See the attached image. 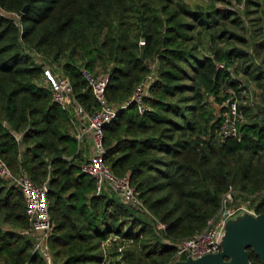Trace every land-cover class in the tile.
Returning a JSON list of instances; mask_svg holds the SVG:
<instances>
[{
  "label": "trees",
  "instance_id": "obj_1",
  "mask_svg": "<svg viewBox=\"0 0 264 264\" xmlns=\"http://www.w3.org/2000/svg\"><path fill=\"white\" fill-rule=\"evenodd\" d=\"M205 2L0 0V160L48 184L55 264H102L109 235L124 248L119 259L109 249L107 264H169L175 244L201 232L229 190L264 213V0ZM30 51L68 78L86 110L96 101L83 72L107 76L104 94L116 112L103 130L104 162L141 206L94 193L70 115L52 100ZM154 60L145 109L122 107ZM229 98L244 119L237 137L218 141ZM27 228L20 190L0 177L1 263L46 264ZM248 260L262 264L250 248Z\"/></svg>",
  "mask_w": 264,
  "mask_h": 264
},
{
  "label": "built area",
  "instance_id": "obj_2",
  "mask_svg": "<svg viewBox=\"0 0 264 264\" xmlns=\"http://www.w3.org/2000/svg\"><path fill=\"white\" fill-rule=\"evenodd\" d=\"M8 15L19 26L18 16L15 13H9ZM139 44H143V40H140ZM30 54L34 62L42 67L43 76L51 91L52 100L70 115L71 127L69 131L75 138L77 151L82 157L80 167L82 172L93 178L95 183L94 193L112 194L125 204L133 207L141 206L136 193L130 187L126 178L115 177L110 167L104 162L103 130L116 112V106L108 102L104 94L107 76L100 75L93 78L83 72L96 101L95 108L86 110L75 100L68 78L37 52L30 51ZM217 67L222 68L223 65L218 64ZM233 68L231 66L228 69L232 71ZM157 76L158 65L154 60L149 63L148 74L135 86L128 100L124 101L121 106L124 107L129 103H134L137 110L142 112L145 109L143 98L147 95L149 85ZM245 95L248 103L255 98L251 90H247ZM238 103L237 99L230 100L229 98L225 101V109L221 113V121L215 131L218 141H223L227 137L238 136L237 126L244 119L243 114L238 109ZM0 177L5 179L9 185L17 187L22 194L28 223L25 233L33 240V250L42 256L46 264H55L48 246L52 222L48 209L45 183L37 185L24 172L16 174L10 172L1 160ZM231 200V190H229L222 199L221 209L217 216L209 219L206 227L201 232L175 244L176 252L174 257L181 255L184 258L190 257L194 259L220 251L224 226L233 213V210H224L223 206ZM251 212L255 213L254 211ZM159 225L160 228L164 227L162 224ZM119 241L121 242V238L116 235H109L103 240L101 243L104 258L102 264L108 263L109 249L112 250V248L118 255L115 258L119 259V254L124 248ZM0 264L3 263L0 262Z\"/></svg>",
  "mask_w": 264,
  "mask_h": 264
},
{
  "label": "water",
  "instance_id": "obj_3",
  "mask_svg": "<svg viewBox=\"0 0 264 264\" xmlns=\"http://www.w3.org/2000/svg\"><path fill=\"white\" fill-rule=\"evenodd\" d=\"M26 6L23 8L25 11ZM48 190V184H45ZM264 264V213L245 214L224 226L220 251L198 258L187 257L174 264H249L248 249Z\"/></svg>",
  "mask_w": 264,
  "mask_h": 264
},
{
  "label": "rangeland",
  "instance_id": "obj_4",
  "mask_svg": "<svg viewBox=\"0 0 264 264\" xmlns=\"http://www.w3.org/2000/svg\"><path fill=\"white\" fill-rule=\"evenodd\" d=\"M188 3L190 5H194L195 3H199V4H206L205 0H187ZM217 6H221V3L217 2L216 3ZM0 12H3L0 10ZM252 18V17H251ZM263 21H264V17H263ZM263 29H264V26H263ZM242 79H244L242 76H241ZM245 80V79H244ZM243 80V81H244ZM246 82V81H245ZM247 85L249 86V89L254 91V88L251 84L247 83ZM231 196H232V200L227 202L226 204H224L223 206V209L224 210H227V209H230V210H233V213L232 215L229 217L228 220L230 219H237L245 214H251V215H256L255 213L253 214L251 211L252 208L249 206V203L247 201H245L243 198H238L236 197V199L233 198V194L231 193ZM251 210V211H250ZM184 256H179V257H174L172 259V261L169 263V264H174L175 262L177 261H182L184 260ZM55 260V259H54ZM56 261V260H55Z\"/></svg>",
  "mask_w": 264,
  "mask_h": 264
},
{
  "label": "crops",
  "instance_id": "obj_5",
  "mask_svg": "<svg viewBox=\"0 0 264 264\" xmlns=\"http://www.w3.org/2000/svg\"><path fill=\"white\" fill-rule=\"evenodd\" d=\"M86 150H87V148H86Z\"/></svg>",
  "mask_w": 264,
  "mask_h": 264
}]
</instances>
